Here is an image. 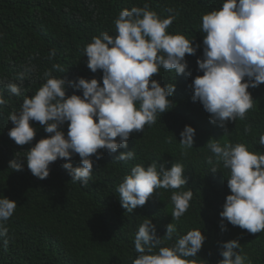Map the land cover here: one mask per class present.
Wrapping results in <instances>:
<instances>
[{
	"label": "trees",
	"instance_id": "16d2710c",
	"mask_svg": "<svg viewBox=\"0 0 264 264\" xmlns=\"http://www.w3.org/2000/svg\"><path fill=\"white\" fill-rule=\"evenodd\" d=\"M226 0H0V91L9 101L0 105V199L7 197L17 202L11 218L0 221L8 229L7 247L0 237V264H133L138 257L135 237L145 219L156 225L157 235L166 234L170 223L177 228L172 240H164L160 246H173L178 238L191 230H201L206 236L203 249L195 259L199 264H220V242L239 240L245 264H264V232L255 235L224 221L227 231L220 227L223 205L231 194L227 186L230 169L220 161L219 171L211 169L218 159L207 147L210 139L235 145L244 143L250 151L264 154L259 138L264 135V84L249 88L254 107L245 120L229 121L228 134L210 122V114L200 102H194L193 89L189 87L197 75V59L203 57L202 18L220 9ZM149 4L161 18H167L169 9L178 15L168 29L169 34H184L195 44H200L196 55H188V72L191 76L178 75L175 70L153 77L162 86L176 84V92L170 99L173 108L157 115L155 124L146 125L144 132L133 133L128 148L115 154L101 150L103 158L94 161L92 179L87 186L72 181L63 168L71 162L82 166L79 155L71 161L58 159L50 165V176L45 180L35 177L27 166L28 151L48 133L32 121L37 129L35 140L19 146L8 135L14 127L9 120L13 112L19 113L24 98L34 96L46 83L44 73L52 69L54 77L69 81L78 77L97 78L103 84L102 71L93 73L88 67L86 46L93 36L108 32L117 35L114 21L124 9ZM55 50V58H50ZM59 64L64 72L53 66ZM25 66H35L36 71L26 75L21 96L11 94L7 85L20 83L16 77ZM68 70V71H67ZM67 71V72H66ZM83 95V91L67 88V94ZM139 107V104H137ZM251 125V133L245 126ZM196 129L195 144L191 149L181 145V132L185 126ZM65 135L68 125L63 126ZM171 141V142H169ZM133 150L135 158L128 162L115 161L120 152ZM211 158L213 164H209ZM23 160V170L9 168V162ZM170 169L172 163L184 166L187 184L180 189H157L143 207L128 212L122 206L118 188L137 164L145 167L153 162L164 163ZM194 193L190 208L179 220L173 219L175 205L173 192ZM159 250V246L156 251ZM237 251H239L237 249Z\"/></svg>",
	"mask_w": 264,
	"mask_h": 264
},
{
	"label": "clouds",
	"instance_id": "9594fccd",
	"mask_svg": "<svg viewBox=\"0 0 264 264\" xmlns=\"http://www.w3.org/2000/svg\"><path fill=\"white\" fill-rule=\"evenodd\" d=\"M168 11V17L161 18L147 3L124 9L114 21L117 35L104 32L93 36L85 49L87 67L93 73L102 71V86L97 78L78 77L69 81L54 77L49 69L44 73L46 83L34 96L24 98L19 113L10 115L14 127L8 135L19 146L35 140L37 129L32 121L49 134L26 157L28 169L35 177L45 180L50 176V165L58 159L71 161L74 155H79L82 166L73 167L69 162L63 168L72 181L87 186L94 169L92 157L96 161L102 159V149L109 154L127 149L133 133L144 132L146 125L156 123L158 114L175 106L170 97L176 92V84L162 86L153 77L160 74L161 67L191 76L186 56L196 55L201 45L194 46L193 40L184 34H169L178 13ZM202 33L203 57L197 59V65L203 75H197L189 87L194 91L193 101L203 105L210 114V122L223 128L226 135L228 122L245 120L254 107L249 88L264 84V0H226L220 9L203 16ZM55 55L53 50L50 58ZM53 67L65 73L59 64ZM35 71V66H25L24 72L16 77L20 83L7 85L11 94L21 96L26 75ZM68 87L82 89L83 95L69 96ZM8 103L0 91V105ZM65 124L67 135L63 131ZM251 131V125H246L245 132ZM180 135L187 155L186 150L194 147L196 129L187 125ZM259 145L264 146V135L260 136ZM207 147L218 158L212 172L219 171L220 161L224 168L230 169L227 186L231 194L220 213L221 231L228 230L224 223L227 221L253 235L264 232V154L250 151L244 143L222 146L214 139L208 141ZM135 155L133 150L120 152L114 160L128 162ZM208 163L213 164V160L209 158ZM166 164V161L147 167L137 164L124 178L118 191L128 212L143 207L157 189H180L187 184L182 164L172 163L170 169ZM23 167V160L9 162V168L15 171H22ZM193 196L191 189L173 192V219L185 215ZM16 208V201L0 199V221L11 218ZM176 231V226L170 223L166 234L159 237L156 225L145 219L135 237V251L139 255L133 264H199L188 258L196 257L203 249L207 239L203 231L191 230L173 246H160L164 240H172ZM0 237L7 247L8 229L3 224ZM220 247L224 257L220 264H245L247 257L241 254L239 240L220 242Z\"/></svg>",
	"mask_w": 264,
	"mask_h": 264
}]
</instances>
